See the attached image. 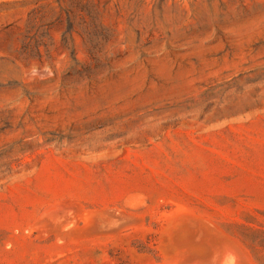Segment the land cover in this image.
Listing matches in <instances>:
<instances>
[{
    "label": "rangeland",
    "instance_id": "374dc122",
    "mask_svg": "<svg viewBox=\"0 0 264 264\" xmlns=\"http://www.w3.org/2000/svg\"><path fill=\"white\" fill-rule=\"evenodd\" d=\"M228 254L264 264V0H0V264Z\"/></svg>",
    "mask_w": 264,
    "mask_h": 264
},
{
    "label": "bare ground",
    "instance_id": "6f19581e",
    "mask_svg": "<svg viewBox=\"0 0 264 264\" xmlns=\"http://www.w3.org/2000/svg\"><path fill=\"white\" fill-rule=\"evenodd\" d=\"M231 252V251H230ZM218 253H220L219 251H218ZM236 253V252H235ZM234 253V254H235ZM216 257V256H215ZM213 258V257H212ZM218 260V259H217ZM219 261H221V260H219ZM239 261H240V259H239ZM216 263V262H215ZM221 264H233V258H232V256L231 255H226L225 257H224V259L222 260V262H221Z\"/></svg>",
    "mask_w": 264,
    "mask_h": 264
}]
</instances>
